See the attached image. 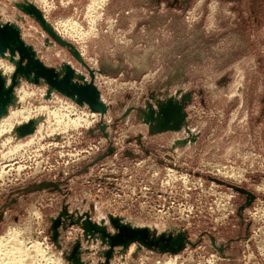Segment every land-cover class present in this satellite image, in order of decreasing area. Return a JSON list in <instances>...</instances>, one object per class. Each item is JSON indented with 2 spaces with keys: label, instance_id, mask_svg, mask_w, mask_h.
I'll return each mask as SVG.
<instances>
[{
  "label": "rangeland",
  "instance_id": "rangeland-1",
  "mask_svg": "<svg viewBox=\"0 0 264 264\" xmlns=\"http://www.w3.org/2000/svg\"><path fill=\"white\" fill-rule=\"evenodd\" d=\"M23 1L0 0V13L23 28L42 62L88 74L35 20L17 16ZM52 7L51 23L96 72L108 112L90 114L58 93L48 98L46 84L20 83L28 94L12 111L41 106L52 114L40 141L0 149V259L27 264L22 257L37 244L71 264L79 244L84 264L105 263L109 246L71 225L89 213L110 232L112 214L157 235H188L178 255L133 243L116 247L110 264H264V0H54ZM170 99L186 103L187 120L159 131L146 122L150 108L158 112ZM56 113L68 129L56 128ZM79 118L89 125L74 127ZM228 185L251 192L252 204L242 211L248 197ZM64 210L55 241L52 223Z\"/></svg>",
  "mask_w": 264,
  "mask_h": 264
},
{
  "label": "water",
  "instance_id": "water-1",
  "mask_svg": "<svg viewBox=\"0 0 264 264\" xmlns=\"http://www.w3.org/2000/svg\"><path fill=\"white\" fill-rule=\"evenodd\" d=\"M15 5L21 12L32 17L57 44L67 48L72 56L88 70L89 78L78 72L70 63H65L61 69L47 66L41 61L35 48L24 40L21 27L18 24L1 23L0 21V57L8 58L16 67L9 86L0 73V119L7 116L10 107L15 105V89L24 80L33 85L46 84L48 98L55 92L72 100L80 107H87L93 113L107 114L108 106L103 101L102 92L95 81L96 72L83 60L76 46L63 39L35 5L27 1ZM185 105V102L179 103L170 99L159 107L158 112L150 108L146 122L149 124L157 122L159 131H177L187 120V114L184 111ZM42 121H44V117L39 116L20 124L15 128L13 137L19 140L34 135ZM113 151V148H109L106 156L112 154ZM228 186L248 197L246 206L241 208L242 211L252 204L255 196L251 192L237 186ZM67 215V210H64L58 219L53 220L52 228L55 241L59 235L58 227L61 217ZM108 222L114 232L109 231L105 219L95 222L89 213L79 217L76 221L72 220L71 223V225H78L83 229L85 238L100 239L103 245L109 246V250L105 252L107 261L102 264H110L109 260L116 247L126 250L133 243H140L148 249L159 250L171 255L183 252L189 244L188 235L183 230L157 235L150 227L134 226L126 222L124 218L112 214L108 215ZM79 247L80 245L77 244L72 255L68 256L71 264H84L80 258Z\"/></svg>",
  "mask_w": 264,
  "mask_h": 264
},
{
  "label": "bare ground",
  "instance_id": "bare-ground-1",
  "mask_svg": "<svg viewBox=\"0 0 264 264\" xmlns=\"http://www.w3.org/2000/svg\"><path fill=\"white\" fill-rule=\"evenodd\" d=\"M30 2L31 4H33V5H35L42 13H43V15H44V17L46 18V20L54 27V29H55V31L61 36V34H60V32L57 30V28H55V26L51 23V21H50V19H49V12L51 11V9L53 8V7H51V5H50V3L47 1V0H24L23 2H19V3H24V2ZM15 4H17V3H15ZM16 6V5H15ZM41 6L45 9V11H43V9L41 8ZM17 8V7H16ZM7 10H4L2 13H0V21H1V19L3 20V19H5V21H8V22H2L1 21V23H13V22H10L11 21V19H6V17L8 16L7 15ZM22 13H21V11L20 12H18V17L22 20V21H26L27 22V20H29V19H27L25 16H20ZM8 18H10V16H8ZM32 18V17H31ZM33 18H32V22H33ZM31 21V20H30ZM70 22V21H69ZM28 23V22H27ZM73 23V22H72ZM71 23V24H72ZM13 24H17V23H13ZM64 24H65V22H64ZM63 24V25H64ZM62 25V24H61ZM67 25H68V23H67ZM74 25H75V23H74ZM74 25H70V26H74ZM21 27V26H20ZM41 27V26H40ZM75 27V26H74ZM60 28V27H59ZM65 29H66V27H64ZM68 28V27H67ZM38 29V27H35V28H33V30H37ZM42 29V28H41ZM72 29V28H71ZM71 29H69V30H71ZM76 29H78V28H76ZM21 30H22V33H23V28L21 27ZM43 30V29H42ZM69 30H68V32H69ZM44 31V30H43ZM64 31V30H63ZM66 31V30H65ZM45 32V31H44ZM46 33V32H45ZM66 33V32H65ZM72 33H74V31L72 32ZM86 35V34H85ZM42 36V35H41ZM62 37V36H61ZM69 37V36H68ZM72 37V36H71ZM23 38H24V33H23ZM63 39H65L64 37H62ZM24 40H25V38H24ZM26 41V40H25ZM83 55V54H82ZM42 61V60H41ZM15 69H16V67H15V65L13 64V63H11L10 61H9V59L8 58H1L0 57V73L3 75V77L6 79V82H7V85L9 86L10 84H11V81H12V77H13V75H14V72H15ZM76 69V68H75ZM79 72V71H78ZM86 76H87V78H89V74H86ZM100 76V75H99ZM24 83V82H23ZM22 85V84H21ZM21 85H19V86H17L16 87V89H15V98H17L18 97V101H22L23 102V100L26 98V96H27V91L26 90H24V88L23 87H21ZM31 93V92H30ZM55 93V92H54ZM53 93V94H54ZM33 94V93H32ZM53 94H52V96H53ZM30 96H31V94H29ZM65 98V97H64ZM66 99V98H65ZM70 100V99H69ZM61 103V102H60ZM71 103L72 104H74V105H76V103L75 102H73L72 100H71ZM26 104V103H25ZM18 105H20L19 103H18ZM17 106V105H16ZM70 106V105H69ZM14 107V106H13ZM18 107V106H17ZM25 107V106H24ZM61 107V106H60ZM35 108V107H34ZM48 109H49V107H48ZM47 107H39V110L36 112V113H34L33 114V112H32V110L30 109V107L27 109V108H21L20 110L18 109V108H16L14 111H12L11 110V107H10V110H9V113H8V115L7 116H5V117H2L1 119H0V149H4V148H6V147H8L9 145H11L12 146V144H13V146H14V144H15V147L14 148H19V147H22L23 145H24V142L26 141V140H30V142H35L36 140L37 141H40L41 139V137H42V135H41V137H39V134H41V131L43 130V128H46L45 127V121H43L42 123H40V125H39V127H38V129H37V131H36V134L35 135H32L31 137H27V138H24V139H19V140H16L14 137H13V132H14V130H15V128L17 127V126H19L20 124H22V123H25V122H27V121H29V120H31V119H34V118H37V117H39V116H43V117H48V115L51 113L52 114V112H50L49 114L46 112L47 110ZM56 110V109H55ZM68 110V109H67ZM71 110V109H70ZM35 111V110H34ZM50 111V110H49ZM61 111V110H60ZM63 111V110H62ZM76 112V111H75ZM54 113H55V111H54ZM57 114V113H56ZM86 114L87 115H89V113H88V111L86 112ZM94 114H96L97 115V113H94ZM60 115V114H59ZM86 115V116H87ZM95 115V116H96ZM57 116H58V114L55 116V123H56V128H61L62 126L63 127H65L66 129H68L67 127H68V125L69 124H64V123H62L63 122V120L61 119V121L60 120H58V118H57ZM62 116V115H61ZM98 116V115H97ZM54 117V116H53ZM63 118V117H62ZM88 118V117H87ZM67 120H69V119H67ZM50 121V120H49ZM53 122V121H52ZM46 123L47 124H49V122H48V118H47V121H46ZM54 123V124H55ZM51 124V123H50ZM71 124L74 126V127H77L78 128V126H81V125H89V120H85V119H82V118H79V119H77V120H75V121H72L71 122ZM71 125V126H72ZM48 126V125H47ZM55 126V125H54ZM73 126H72V128H73ZM49 127H50V125H49ZM55 128V129H56ZM70 128V127H69ZM46 130V129H45ZM58 130V129H57ZM64 131V130H63ZM43 132H46V131H44L43 130ZM62 132V131H61ZM51 134H53L52 133V131L50 132ZM48 135V134H47ZM50 136V135H49ZM45 137V136H44ZM45 138H47V137H45ZM43 139V138H42ZM16 140V141H15ZM46 140V139H45ZM44 141V140H43ZM28 143V142H27ZM39 143V142H38ZM29 144V143H28ZM31 144V143H30ZM41 144V143H40ZM31 146H34V145H31ZM30 146V147H31ZM8 149V148H7ZM22 149H23V147H22ZM2 151V150H1ZM10 151V150H9ZM15 152V151H14ZM4 153H8V151L7 152H4ZM1 154H2V152H1ZM11 154H13V152H9L8 153V155H11ZM8 155H7V157H8ZM3 159H5V155L4 154H2V156H1V159H0V161L1 160H3ZM8 159H10V158H8ZM104 219V218H103ZM125 219V218H124ZM99 220V219H98ZM108 220V219H107ZM125 221L126 222H128V223H130V221L129 220H127V219H125ZM152 230H153V228L152 227H150ZM34 234V233H33ZM17 236V235H16ZM27 239V238H26ZM29 242V241H28ZM23 243V242H22ZM37 243V242H36ZM35 243V244H36ZM20 245H22V244H16V246H18L19 248H20ZM34 245V244H33ZM32 245V246H33ZM2 246H3V243L1 242V248H2ZM27 246V245H26ZM7 247V246H6ZM10 247V246H9ZM34 247V246H33ZM8 248V247H7ZM12 248V247H11ZM22 248V247H21ZM2 250V249H1ZM7 251H8V249H6ZM10 250V249H9ZM24 250H25V248H24ZM23 250V251H24ZM31 251V250H30ZM29 251V249L26 251V254H25V256H23L22 258H23V260L24 261H29V262H27V264H31V263H33V264H36L37 262H38V258H39V256L40 257H42V260L44 261L43 263L44 264H61V263H59L60 261H58L57 262V260L55 261V260H53L52 259V256L50 255H48V253H46L45 251H43V250H41L40 248H39V246L36 244V250L35 251H33L32 250V252H30ZM8 252H10V253H12V250L11 251H8ZM22 252V251H21ZM25 252V251H24ZM6 252L4 251V254H5ZM23 253V252H22ZM34 253V255H32ZM7 254V253H6ZM6 254H5V256H6ZM9 254V253H8ZM14 254V253H13ZM10 255V254H9ZM9 255H7L6 257V259H4V260H2L3 258H1L0 260V264H14V262L12 263V260L13 261H15L14 259H11V258H9ZM24 255V254H23ZM178 255V254H177ZM3 256V255H2ZM5 256H4V258H5ZM13 256V255H12ZM15 256V255H14ZM22 255H20V257H21ZM1 257V256H0ZM19 257V256H18ZM24 257H25V259H24ZM27 257V258H26ZM177 257V256H176ZM175 257V258H176ZM13 258V257H12ZM15 259H16V257H14ZM18 259V258H17ZM55 259V258H54ZM21 260V259H20ZM40 262V261H39ZM170 263V262H169ZM173 263V262H172ZM21 264V263H20ZM38 264H40V263H38ZM174 264V263H173Z\"/></svg>",
  "mask_w": 264,
  "mask_h": 264
},
{
  "label": "built area",
  "instance_id": "built-area-1",
  "mask_svg": "<svg viewBox=\"0 0 264 264\" xmlns=\"http://www.w3.org/2000/svg\"><path fill=\"white\" fill-rule=\"evenodd\" d=\"M48 2L50 3V5H51V7H52V4L54 3V0H48ZM67 100V102H65V104H68V105H70L72 108H76V107H78L77 105H74V104H72L71 103V100H69V99H66ZM85 110V109H84ZM89 112V111H88ZM90 114L91 113H93V112H89ZM36 134V133H35Z\"/></svg>",
  "mask_w": 264,
  "mask_h": 264
}]
</instances>
